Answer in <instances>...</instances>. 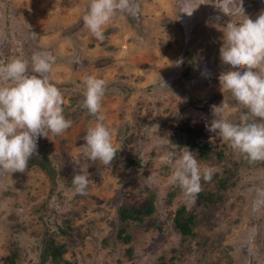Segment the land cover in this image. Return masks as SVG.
<instances>
[{
    "label": "rangeland",
    "instance_id": "374dc122",
    "mask_svg": "<svg viewBox=\"0 0 264 264\" xmlns=\"http://www.w3.org/2000/svg\"><path fill=\"white\" fill-rule=\"evenodd\" d=\"M136 2L137 15L117 14L98 40L83 22L89 0H0V61L23 54L30 62L36 51L51 53L50 78L72 121L63 134L38 139L59 171L54 188L39 167L0 171V264H8L12 245L16 264H37L47 233L61 245V264H264V162L250 163L207 129L214 104L224 100L233 122L246 111L222 93L218 79L231 68L220 59L224 27L245 17L226 15L216 6L223 0H194L201 4L191 16L181 12L183 0ZM242 6L253 20L264 12V0ZM88 76L107 82L105 123L121 148L107 166L82 151L96 122L81 107ZM182 128L212 143L208 158L183 142ZM184 147L197 154L202 172L213 170L210 181L201 180L204 192L218 190L217 176L235 172V183L218 190L221 200L196 196L191 203L171 182ZM84 168L91 182L86 194H74L72 178ZM149 195L152 214L120 219L121 206L140 213ZM181 205L195 214L191 235L174 227ZM120 228L131 235L130 256Z\"/></svg>",
    "mask_w": 264,
    "mask_h": 264
},
{
    "label": "clouds",
    "instance_id": "9594fccd",
    "mask_svg": "<svg viewBox=\"0 0 264 264\" xmlns=\"http://www.w3.org/2000/svg\"><path fill=\"white\" fill-rule=\"evenodd\" d=\"M201 3L183 0L181 12L191 16ZM243 0H223L216 5L226 15L243 13L241 22H228L219 49L222 63L230 65L219 76L222 93L230 92L242 109L239 122L228 118L224 100L212 105L215 117L207 129L218 132L230 147L243 154L250 163L264 162V12L255 19L244 14ZM231 7L236 12L231 11ZM140 10L136 0H89L83 16L84 26L98 40L117 14L136 16ZM31 63V71H29ZM55 57L47 51H36L31 60L20 54L7 62L0 61V171L24 172L32 156L37 155L38 139L61 135L72 126L64 115V96L52 82ZM235 69V70H233ZM239 69H244L240 71ZM164 83V82H163ZM81 107L96 118L84 136L82 151L93 162L107 166L121 149L113 142V134L102 108L107 82L88 76ZM165 85V84H164ZM174 161L171 182L178 185L191 203L202 190L201 180L210 181L213 170L201 166L197 154L182 148ZM87 168L72 178L74 194L84 195L89 187Z\"/></svg>",
    "mask_w": 264,
    "mask_h": 264
},
{
    "label": "trees",
    "instance_id": "16d2710c",
    "mask_svg": "<svg viewBox=\"0 0 264 264\" xmlns=\"http://www.w3.org/2000/svg\"><path fill=\"white\" fill-rule=\"evenodd\" d=\"M82 104V103H81ZM184 130L183 142L190 145L191 147H195L198 151L199 156L208 158L209 153L213 151V145L210 141H198L193 138L192 133L187 129ZM219 157H222V152H217ZM137 160V159H136ZM133 162V160H129ZM138 162V161H137ZM31 167H39L49 178L51 181L52 188H54L57 184V175L58 170L55 165L52 163L50 157L42 152V150L37 149V155L31 157L28 162V168ZM235 172H226L223 176L216 177V183L218 185V190H225L229 186L233 185L236 181ZM200 191L197 195L198 199L204 202H214L217 200H221L223 197V193H218L219 191ZM152 195L147 197V205L144 209L140 211V213L135 212L134 207H124L121 206L119 209V216L121 220L132 219L135 221H141L145 215H150L155 211V206L152 201ZM195 214L193 212H188L184 205H181L177 208L175 215L173 217L174 227L178 230V232L182 235H191L193 231ZM118 237L125 243L128 244L126 248L127 255H131L132 247L130 246L131 235L126 232L124 228H120L118 231ZM15 244V242H12ZM13 248L10 249L9 262L8 264H16L17 251L16 246L12 245ZM63 250L61 249V245L56 243L55 239L50 234H46L41 242L39 260L37 264H47L48 261H52V264H61L63 259L62 257Z\"/></svg>",
    "mask_w": 264,
    "mask_h": 264
}]
</instances>
